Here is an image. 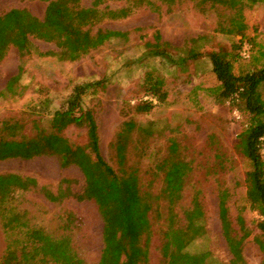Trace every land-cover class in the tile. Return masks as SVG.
<instances>
[{
	"label": "rangeland",
	"instance_id": "obj_1",
	"mask_svg": "<svg viewBox=\"0 0 264 264\" xmlns=\"http://www.w3.org/2000/svg\"><path fill=\"white\" fill-rule=\"evenodd\" d=\"M129 0H65L77 7L119 9ZM49 0H0V14L12 8H24L42 19ZM154 7L141 6L129 16L121 19L105 18L87 26L91 33L98 29L118 31L123 36L103 41L95 49L76 61L57 58L54 42H45L28 37V53L21 61L17 48L10 46L0 61V128L4 120L17 121V140L34 138L40 132H49L50 119L56 110L66 105L73 87L86 81H101L94 93L83 96V106L90 109L98 126L99 148L104 161L116 173L120 167L139 170L140 188L152 194L161 187L160 176L147 172L155 161L166 156L170 140L178 145L181 158L190 163L191 169L185 178L182 199L176 208L182 211L191 200L195 190L205 212V235L192 241L185 252L196 253L207 250L215 261L228 263L232 258L222 236V214L218 190L226 188L229 197L225 201L227 218L234 225L239 208L254 235L262 241L264 236L253 227L258 215L248 208L245 173L246 159L235 147L237 135L246 119L239 106L228 101L218 102L210 92L218 82L212 73L208 50L221 49L236 54L240 36L230 15L232 9L227 1L215 7L209 3L199 5V0H153ZM245 15L253 13L255 42L264 45V2L255 9H245ZM159 32L161 40L170 44L165 48L170 61L160 56H146V44L154 42ZM199 39L195 43L192 38ZM199 52L198 57H187V51ZM243 70L248 61L238 60ZM13 83L12 92H5L6 83L19 74ZM156 71L164 78L166 99L147 114H138L132 107L145 100L140 88L143 74ZM264 99V84L260 88ZM137 125L127 139V158L119 165L109 144L123 130L125 121ZM139 128L144 131H139ZM61 134L73 144L85 145V128L70 125ZM14 172L36 179L53 192L59 181L69 178L74 182L71 189L80 190L84 185L83 174L73 164L61 166L55 155H41L31 159L9 158L0 161V173ZM19 207L26 209L34 222L57 230V216L70 211L77 217L78 227L72 234L73 251L84 264H96L102 249L103 222L96 204L92 200L77 201L66 198L60 203L48 201L36 189L18 197ZM224 207V206H223ZM166 204H154L149 212L151 239L148 264H163L160 253L162 229ZM234 227H236L234 225ZM7 236L0 221V258L5 250ZM240 255L248 264H260L264 253L254 239L244 242ZM215 263V262H214ZM216 264V263H215Z\"/></svg>",
	"mask_w": 264,
	"mask_h": 264
},
{
	"label": "trees",
	"instance_id": "obj_2",
	"mask_svg": "<svg viewBox=\"0 0 264 264\" xmlns=\"http://www.w3.org/2000/svg\"><path fill=\"white\" fill-rule=\"evenodd\" d=\"M225 0H199V5L208 2L215 7ZM232 9L231 18L236 33L240 36L239 50L236 54L221 49L208 50L212 73L218 85L210 92L218 102L228 101L239 106L246 122L237 135L235 147L246 159L248 169L245 173L248 208L258 215L253 227L264 236V99L260 88L264 84V45L255 42L256 28L253 13L245 15V9H255L264 0H226ZM153 8V0H129L119 9L77 7L65 0H49L42 19L32 15L24 8H12L0 14V61L10 46L17 48L23 63L28 53V37L32 36L45 42H54L58 48L56 56L63 61H76L95 49L103 41L123 36L118 31L98 29L91 33L87 26L95 25L105 18L121 19L129 16L136 8ZM199 37L190 39L195 43ZM243 42L250 45L248 64L243 70L238 60H246L240 55ZM169 43L161 40L157 31L154 42L146 44V56H160L171 60L165 48ZM199 52L187 51V57L196 58ZM19 74L5 85V92H12L13 83ZM101 81H86L73 87L66 105L53 112L49 132H40L37 137L25 138L19 134L17 121L4 120L0 128V161L9 158L31 159L41 155H55L60 165H76L83 174L84 185L78 190L71 189L74 182L69 178L59 181L56 191L39 185L35 178L14 172L0 173V221L7 236L5 250L0 264H84L73 251L72 234L78 227L77 217L70 211L57 216V230L35 223L26 209L19 207L18 197L32 189L38 190L45 199L60 203L66 198L77 201L92 200L101 216L102 249L96 264H148L151 226L148 214L159 201L166 204L162 229L160 253L163 264H218L211 252L204 250L196 253L185 252L194 240L205 235V212L200 191L195 190L189 205L177 211L182 199L185 178L190 172L188 161L181 158L178 145L170 140L167 155L156 160L147 172L153 177L160 176L161 187L152 194L140 188L137 168L120 167L116 173L101 156L98 126L92 111L83 106V96L96 92ZM164 78L156 71L148 70L143 74L140 84L143 96L132 109L138 114H147L166 99ZM3 92L0 93V96ZM115 139L109 144L119 165L127 158L126 144L129 134L137 125L125 121ZM85 128V145L73 144L61 132L68 126ZM139 131L144 129L139 128ZM148 133L147 131H144ZM222 214V236L232 258L228 263L248 264L240 255L244 242L254 239L264 253V240L254 235L239 208L234 225L227 218L225 201L229 197L226 188L217 193ZM224 206V207H223ZM215 262V263H214ZM260 264H264V258Z\"/></svg>",
	"mask_w": 264,
	"mask_h": 264
},
{
	"label": "built area",
	"instance_id": "obj_3",
	"mask_svg": "<svg viewBox=\"0 0 264 264\" xmlns=\"http://www.w3.org/2000/svg\"><path fill=\"white\" fill-rule=\"evenodd\" d=\"M249 51H250V45L247 42H243L241 44V48H240L241 57L244 58V59L248 58Z\"/></svg>",
	"mask_w": 264,
	"mask_h": 264
}]
</instances>
